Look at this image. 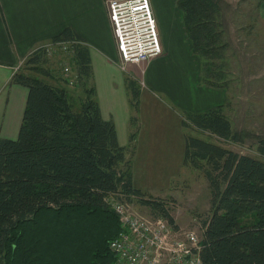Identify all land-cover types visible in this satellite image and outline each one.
Masks as SVG:
<instances>
[{
	"label": "trees",
	"instance_id": "trees-1",
	"mask_svg": "<svg viewBox=\"0 0 264 264\" xmlns=\"http://www.w3.org/2000/svg\"><path fill=\"white\" fill-rule=\"evenodd\" d=\"M223 2L177 0L176 8L200 59L201 84L228 89ZM262 2L257 0V10ZM57 43L69 44L81 99L74 110L65 79L42 67L43 46L11 78L27 89V99L17 138H0V264H111L115 256L108 245L120 226L105 203L110 194H122L174 225L162 200L146 198L132 184L136 117L130 119L128 147L119 145L113 121L101 116L86 43L71 28L46 44ZM127 87L137 113L140 91L134 81L127 80ZM226 106L181 117V126L196 133L184 134L183 166L202 172L210 191L201 259L264 264V134L235 130ZM203 137L236 145L251 141L257 157Z\"/></svg>",
	"mask_w": 264,
	"mask_h": 264
},
{
	"label": "rangeland",
	"instance_id": "rangeland-1",
	"mask_svg": "<svg viewBox=\"0 0 264 264\" xmlns=\"http://www.w3.org/2000/svg\"><path fill=\"white\" fill-rule=\"evenodd\" d=\"M150 3L151 6L158 9L156 25L162 30L164 25H170L169 20H173L175 15L182 17L181 12L176 8V0H150ZM256 3L257 0H224L221 6L222 23L230 45L224 53L222 62L228 64V67L225 68L226 84H228V89H225L227 91L225 115L235 130H246L263 135L264 18L260 15V10H257ZM175 29L163 30L165 40L167 42L169 40L171 45L167 51L163 52L162 58L164 59L157 60L158 63L168 62L169 65L173 63L175 66V69H172L173 75H158V78L155 79L156 86L146 85L153 101L143 103L138 99V110L140 109V117L144 119L145 135L150 133L154 138L140 141L139 144L135 140L134 151L136 149L137 156L133 163V178L136 188L146 198L164 202L177 228L194 229L200 233L202 221L210 215V191L202 172L183 166L184 134L196 135V133L181 126V117L187 111L182 107V109L179 108L177 106L179 104L176 107L170 103L163 95L164 92L161 88L164 79L168 77H172L173 81L174 78H177L185 86H191V80L187 77L188 75L193 77L192 72L194 71L189 58H187L190 54L187 55L185 48L182 47L183 32L179 33ZM40 47L42 48V46ZM45 58L46 62L42 67L48 70L50 75H61L63 60L56 53L52 54L51 51L47 52ZM23 64L20 65L23 66ZM32 73L41 75L36 72ZM117 75L120 78L119 81L116 80V87L121 89L122 81H125L127 75L121 70L117 72ZM139 84L140 87L146 88L143 83ZM136 86L140 91L139 85L136 84ZM82 89L79 85L77 87L69 86L73 98L70 104L74 110H78V96ZM115 90L117 91V89ZM168 91L170 94L178 93L171 87ZM184 91L188 94L189 99H182L184 103L189 102V106H191L195 103L198 94L195 84L189 88V91L185 88ZM182 92L183 90L179 88V93ZM166 94L168 95V92ZM136 125L139 126L138 119ZM203 138L239 154L257 157L251 141L236 145L216 141L214 138ZM134 198L136 199V197ZM133 205L146 217H155L146 206L135 202Z\"/></svg>",
	"mask_w": 264,
	"mask_h": 264
},
{
	"label": "crops",
	"instance_id": "crops-1",
	"mask_svg": "<svg viewBox=\"0 0 264 264\" xmlns=\"http://www.w3.org/2000/svg\"><path fill=\"white\" fill-rule=\"evenodd\" d=\"M152 9L157 23L158 9L154 6ZM259 10L260 15L264 18V2L260 5ZM176 17L175 15L173 20L170 19V25H164L163 30L176 27L175 30L179 33L183 32L182 47L185 48L187 55L190 54L186 56L194 69L193 77L185 74L191 80V86H185L177 78H174L173 81L172 77H168L164 79L161 88L164 92L163 95L173 105L179 104L177 106L187 112L202 113L212 107L224 104L227 91L201 84L200 59L192 52L182 17L180 15ZM65 28H71L88 47L92 67L91 83L95 89L101 116L104 120L113 121L119 145L124 147L129 145V136L133 131L130 119L133 118V115L139 122L136 143L139 144L140 141L146 139L152 140L154 136L152 137L150 133L145 135L144 119L140 117V109L137 113L133 112L127 80L136 81L137 83H135L139 87V83H143V86L146 87H140L139 102L153 101L146 85L156 86L155 79L158 78V75H173L172 69H175V66L173 63L169 65L168 62L158 63L157 60L164 59L162 53L160 57L144 64L128 66L124 72L127 77L124 82L122 81V88L116 87V80L119 81L120 78L117 75L120 70L119 56L106 0H0V138L15 140L22 121L27 89L10 82L21 67L18 68V66L24 63L35 49L44 46ZM163 30L157 27L162 49L165 52L171 43L169 44V40L168 42L165 40ZM194 84L198 94L195 103L189 106V102L184 103L183 100L189 99L184 88L189 91V88H192ZM170 87L178 93L170 94L168 91ZM179 88L183 90L182 93H179ZM165 91L168 92V95ZM80 99L81 95L78 96V100ZM164 106L166 107V105ZM136 156L135 149L131 159V177L135 188L133 163Z\"/></svg>",
	"mask_w": 264,
	"mask_h": 264
},
{
	"label": "built area",
	"instance_id": "built-area-1",
	"mask_svg": "<svg viewBox=\"0 0 264 264\" xmlns=\"http://www.w3.org/2000/svg\"><path fill=\"white\" fill-rule=\"evenodd\" d=\"M106 6L121 71L162 55L150 0H106ZM43 49L45 54L51 51L63 60L61 76L68 87H74L76 74L71 69L69 44H46ZM105 203L118 217L120 226V232L108 245L115 256L111 264H203L202 223L197 233L177 228L160 217H146L119 193L108 195Z\"/></svg>",
	"mask_w": 264,
	"mask_h": 264
}]
</instances>
